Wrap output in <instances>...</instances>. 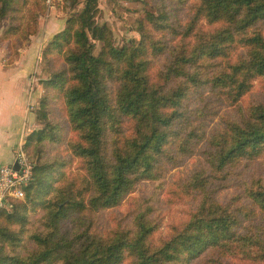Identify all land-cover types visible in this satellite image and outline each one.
I'll list each match as a JSON object with an SVG mask.
<instances>
[{
    "label": "trees",
    "instance_id": "trees-1",
    "mask_svg": "<svg viewBox=\"0 0 264 264\" xmlns=\"http://www.w3.org/2000/svg\"><path fill=\"white\" fill-rule=\"evenodd\" d=\"M187 1L175 0L170 10L151 5L139 41L119 46L107 24L95 25L98 31L93 25L99 0H85L49 44L63 66L44 82V125L24 145L33 180L23 199L0 209V264H195L213 254L214 263L264 262V182L247 186L236 201L217 198L235 169L264 157V103L251 104L240 120L224 117L209 133L197 121L203 105L192 106L195 92L206 100L205 90L226 107L239 106L264 79V0H199L190 20L175 19ZM27 3L0 0V21L10 18L5 36L27 40L36 31L37 11L22 22ZM201 20L217 27L196 30ZM239 46L245 52L232 60ZM160 56L167 62L156 81L151 71ZM56 97L65 113L54 111ZM65 141L83 175L67 173L64 158L45 156L47 143ZM196 153L204 165L176 186L195 208L170 237L154 240L160 224L151 204H140L129 226L95 227L93 215L122 205L142 181L160 180ZM39 208L43 215L32 218Z\"/></svg>",
    "mask_w": 264,
    "mask_h": 264
},
{
    "label": "rangeland",
    "instance_id": "rangeland-1",
    "mask_svg": "<svg viewBox=\"0 0 264 264\" xmlns=\"http://www.w3.org/2000/svg\"><path fill=\"white\" fill-rule=\"evenodd\" d=\"M198 2L199 0H189L182 4L175 11L174 18L177 17L182 21L190 20L194 11L193 6ZM173 3H175V0H99L98 10L95 11L93 16V25L107 24L112 29L115 42L119 46L128 44L130 41L137 42L140 39V21L146 19L149 12H154L151 5L160 7L166 4L168 10H170ZM84 4L85 0H28L27 5L21 11L22 22L28 21L32 10L37 11V26L36 31L30 34L27 40L23 38L18 40L15 35L5 36V31L10 25L8 14L0 21V61L2 68L16 67L19 65L18 62L26 57L24 61V64L27 65L26 70L28 69L26 88L29 93L34 95L36 93L37 95L35 103L33 99L29 100L31 101L30 109L35 113V125L37 126L30 130L27 129L24 140L21 142L23 147L27 143L28 135L41 129L44 125L38 117V110L46 93L44 82L50 77L51 72L63 66L61 56L56 50H49V44L58 33L65 30L67 20L71 16L80 14L83 11ZM195 27L196 30L212 31L217 25L201 20L196 23ZM95 29L99 30L96 26ZM90 38L97 45L96 53L99 52V42L91 35ZM189 42L191 44L193 40ZM244 52L245 50L242 47H236L231 54L233 56L232 60H235L238 55H243ZM166 62V56H160L153 60L154 68L151 74L154 80H158L160 71ZM205 92L206 100L203 103L200 101L199 92H195V100L192 101V106L199 107L203 105L206 114L197 121H202L205 130L209 133L211 129L221 124L224 117L240 120L251 104L264 103V79H256L251 90L242 97L239 106L236 107H226L220 102L218 95L213 94L212 91L205 90ZM55 99L53 102L54 111L65 113L61 97ZM69 134L74 136L73 133ZM44 150H47L45 156L51 158V160L58 156L64 158L67 173L79 175L85 173L81 168L79 158L74 157L67 148L66 141L54 144L47 143ZM28 157L34 164L32 157L30 155ZM203 165L202 156L196 153L194 156L184 158L180 165L168 168L160 180L155 182L142 181L135 191L128 195L122 205L99 211L93 215L95 227L99 231L107 232L116 227L129 226L138 206L140 204H151L154 207L153 215L156 216L160 224L154 235V240L160 241L170 237L172 227L187 221L196 204L192 197L176 192L177 183ZM257 180L264 182V157L235 169V172L230 176L228 186L217 193V198L222 203L231 199L236 201L237 197L244 193L245 188L253 185ZM244 201L249 202V199L244 198ZM7 207L9 208L10 205ZM43 213L44 211L39 208L36 212H33L32 218L41 217ZM32 221L34 227L40 224L34 219ZM214 256V254L213 256L210 255L209 259L199 260L195 264H264V262H254L239 257L223 258L214 263L213 260H210Z\"/></svg>",
    "mask_w": 264,
    "mask_h": 264
},
{
    "label": "crops",
    "instance_id": "crops-1",
    "mask_svg": "<svg viewBox=\"0 0 264 264\" xmlns=\"http://www.w3.org/2000/svg\"><path fill=\"white\" fill-rule=\"evenodd\" d=\"M24 57L16 67L4 69L0 61V166L11 163L18 145L23 142L27 129L35 128V113L30 104L37 95L26 88ZM32 108V107H31Z\"/></svg>",
    "mask_w": 264,
    "mask_h": 264
},
{
    "label": "built area",
    "instance_id": "built-area-1",
    "mask_svg": "<svg viewBox=\"0 0 264 264\" xmlns=\"http://www.w3.org/2000/svg\"><path fill=\"white\" fill-rule=\"evenodd\" d=\"M32 180L33 163L20 143L15 150L13 161L0 166V209L6 207L11 198L23 199L25 189Z\"/></svg>",
    "mask_w": 264,
    "mask_h": 264
},
{
    "label": "water",
    "instance_id": "water-1",
    "mask_svg": "<svg viewBox=\"0 0 264 264\" xmlns=\"http://www.w3.org/2000/svg\"><path fill=\"white\" fill-rule=\"evenodd\" d=\"M16 167L18 168V165H17V163H16Z\"/></svg>",
    "mask_w": 264,
    "mask_h": 264
}]
</instances>
